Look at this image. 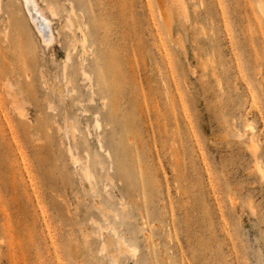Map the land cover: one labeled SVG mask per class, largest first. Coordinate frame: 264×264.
I'll return each instance as SVG.
<instances>
[{
  "label": "rangeland",
  "instance_id": "obj_1",
  "mask_svg": "<svg viewBox=\"0 0 264 264\" xmlns=\"http://www.w3.org/2000/svg\"><path fill=\"white\" fill-rule=\"evenodd\" d=\"M33 1L0 0V264H110L94 198L118 264H264L259 1Z\"/></svg>",
  "mask_w": 264,
  "mask_h": 264
},
{
  "label": "bare ground",
  "instance_id": "obj_2",
  "mask_svg": "<svg viewBox=\"0 0 264 264\" xmlns=\"http://www.w3.org/2000/svg\"><path fill=\"white\" fill-rule=\"evenodd\" d=\"M258 1H259V7H264L263 1H261V0H258ZM23 3H25L27 8L32 7V6L36 7L33 0H24ZM166 16H167V14H166ZM66 22H67V25H68L67 28L70 29V24H69L70 21H69V19H67ZM44 25H46V24H44ZM77 32L80 34L79 44H80V46L82 48V54H83V57H84V54H85V51H86V50H84V46H85V42H86L85 35H84L83 31L80 30V28H78ZM70 33H71V31H70ZM50 40H52V39H50ZM49 43H51V42L49 41ZM72 47L74 48V45H72ZM68 62H69V56L67 55L66 59H65V62L63 63V75H62L65 85L68 83V81H67V79H66V77L64 75L65 70H66V64ZM81 69H82L81 70V75L84 77L85 80H89V76L87 75V73L83 69V64H81ZM89 83H91V82L89 81ZM7 87L10 88L9 85H7ZM108 112H109V110H108ZM19 115H21L20 112H19ZM62 119H63V122H64L65 126L67 127L68 132H69V134L71 136V139L73 141L74 140L73 125H72V122L69 121L66 118L65 110L62 111ZM93 127H94L95 130H99L100 127H101V125L98 122V119H96V117L93 120ZM249 129L252 130L253 127L249 126ZM98 137L99 136L97 135L96 138H97V143H98L99 150L102 153H104V157H109V153L106 152L105 150H103V146L101 144V141L98 139ZM75 150H76V148H75ZM249 150H250V153L252 154V156L255 157V169H256V172L259 174V176L261 178V181H264V165L262 164V159L261 158L259 159V158L256 157L257 156V151H258V145L255 142V140L252 139V138L249 140ZM69 152H71V151H69ZM85 154L87 156H89L88 153H86V151H85ZM69 155H72V154H69ZM71 158H72V160H73L72 162H73V164L75 166H77L80 163V160L78 159V156H73L72 155ZM96 165L98 167H100V166L102 167V165L100 163H98V162H96ZM109 167H111V166H109ZM100 169L102 170V168H100ZM110 169L111 168H108V171ZM108 171L104 173V178L106 179V181L108 183H112L113 181L111 182L112 179H111L110 174H109L110 172H108ZM80 172H81V174H82V176H83V178H84V180H85V182L87 184V187L89 188L90 192L94 193L95 188H94V186L92 184L93 175L91 174V171L89 170V165L88 164H83V168L80 169ZM105 189H106V186H104V190ZM107 196H108V198H110L109 195H107ZM93 208L98 212L99 216L102 218V220L106 224V226H102L99 223H95L93 221V223L95 224L96 229H97L96 233H97L98 237L100 238V245H99L100 253H102L105 256H109L110 257V259H111V263L110 264H118L120 258L124 257L125 254H133L134 255L136 253V251H137L136 247L135 246H129L128 243L126 242V240L124 239V237L118 235L117 229L115 227H111L110 226V223L108 221V215L111 214L113 216V218H117V215L114 212H112L109 209H107L97 198L93 199ZM121 209L122 210L125 209V205L124 204H121ZM139 217H140L142 225L143 226L146 225L145 217L142 216L141 214L139 215ZM144 236H145V240L147 242H149V236H148V234L146 232H145Z\"/></svg>",
  "mask_w": 264,
  "mask_h": 264
}]
</instances>
